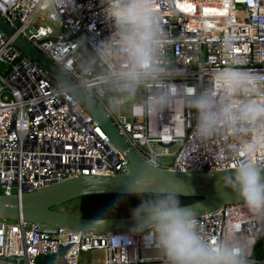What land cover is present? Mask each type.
<instances>
[{"label":"built area","instance_id":"obj_1","mask_svg":"<svg viewBox=\"0 0 264 264\" xmlns=\"http://www.w3.org/2000/svg\"><path fill=\"white\" fill-rule=\"evenodd\" d=\"M75 4L74 9L48 10L39 0H0V18L53 62L58 53L74 51L81 38L109 33L102 0ZM157 7L169 37L168 59L177 74L186 76L184 83L202 84L212 70L229 63L230 55L222 47L226 39L244 68L264 75V0H158ZM54 84L0 32V195L129 170L126 154L83 107L58 97ZM129 115L130 121L120 112L109 117L135 153L154 167L180 173L234 167L226 148L228 137L196 142L194 115L185 108L152 116L133 101ZM197 218L213 238L229 224L244 235L255 233L249 241L252 264H264V234L248 220L243 202ZM129 236V230L95 233L62 226L41 232L38 223L0 217V264H38L47 256L53 264H160L141 236Z\"/></svg>","mask_w":264,"mask_h":264},{"label":"clouds","instance_id":"obj_2","mask_svg":"<svg viewBox=\"0 0 264 264\" xmlns=\"http://www.w3.org/2000/svg\"><path fill=\"white\" fill-rule=\"evenodd\" d=\"M157 4L102 0L109 33L83 37L74 51L53 57L55 94L98 117L133 101L152 116L173 107L191 111L196 142L228 137L235 164L218 176L217 186L222 195L243 201L248 220L264 234V75L244 68L226 39L222 47L229 63L212 70L202 84L184 83L186 76L168 59L169 37ZM39 5L76 7L75 0H39ZM122 179L121 196L92 220L95 226L104 227L122 200L134 197L139 203L131 210L135 223L129 239L141 236L160 264H252L249 241L255 233L244 235L229 224L213 238L194 207L182 203L189 187L176 176L145 162ZM86 183V191H103L105 181Z\"/></svg>","mask_w":264,"mask_h":264},{"label":"water","instance_id":"obj_3","mask_svg":"<svg viewBox=\"0 0 264 264\" xmlns=\"http://www.w3.org/2000/svg\"><path fill=\"white\" fill-rule=\"evenodd\" d=\"M0 32L8 39H12L13 43L27 57L39 65L55 80L53 62L1 18ZM88 113L109 136L112 143L126 154L130 162L128 172L117 176H80L62 183L53 184L43 190L35 192L0 195V217L10 220L23 218L26 221L38 223L41 232L56 230L57 227L62 226L74 230L108 233L129 230L134 226L135 222L133 218L128 217L109 219L104 227H97L92 223L93 219H85L55 209L86 196L121 195L124 184L122 177L127 175L131 170H134L135 165L146 162L130 147L109 116L98 117L90 112ZM161 146L165 147L164 144H161ZM160 169L176 176V178L185 182L189 187V193L181 197L199 199V201L190 204L194 207L197 216L214 211L222 206L243 202L233 195L221 194L217 186L218 176L227 170L218 172L180 173ZM102 181H105L104 184L100 185L103 191H86L88 189V183L86 182L99 184Z\"/></svg>","mask_w":264,"mask_h":264},{"label":"trees","instance_id":"obj_4","mask_svg":"<svg viewBox=\"0 0 264 264\" xmlns=\"http://www.w3.org/2000/svg\"><path fill=\"white\" fill-rule=\"evenodd\" d=\"M119 196L121 195H95L82 197L75 201L78 206L77 214L78 216L85 219H94L101 211L110 207L113 201H115ZM180 199L185 205H190L199 201L197 198L181 197ZM73 202L62 205L55 209L64 211L63 208L67 207V205ZM138 203L139 200L134 197L124 198L119 206L115 208L114 212L110 214L109 219L132 217L131 210L135 208ZM38 264H53V258L49 256L41 257L38 261Z\"/></svg>","mask_w":264,"mask_h":264},{"label":"rangeland","instance_id":"obj_5","mask_svg":"<svg viewBox=\"0 0 264 264\" xmlns=\"http://www.w3.org/2000/svg\"><path fill=\"white\" fill-rule=\"evenodd\" d=\"M139 103V102H136ZM129 106H131V102L128 103L125 107H123L119 112L120 114H122L123 116H126L128 118V121H130V115H129ZM154 149L158 152L162 151V148L160 146H153ZM163 161V160H162ZM65 212L70 213L72 215L78 216V206L77 203L74 201L73 203L67 205V207L63 208ZM260 250L263 251L264 250V244L260 246ZM91 256H97L98 254H90ZM258 257H261V255L259 254ZM86 259H89V256H85ZM84 258V259H85Z\"/></svg>","mask_w":264,"mask_h":264},{"label":"crops","instance_id":"obj_6","mask_svg":"<svg viewBox=\"0 0 264 264\" xmlns=\"http://www.w3.org/2000/svg\"><path fill=\"white\" fill-rule=\"evenodd\" d=\"M84 258H85V256H84ZM86 259V258H85Z\"/></svg>","mask_w":264,"mask_h":264}]
</instances>
